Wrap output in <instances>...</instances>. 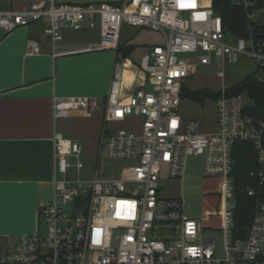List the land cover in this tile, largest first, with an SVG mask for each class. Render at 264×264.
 Masks as SVG:
<instances>
[{"label":"built area","instance_id":"2783aa9c","mask_svg":"<svg viewBox=\"0 0 264 264\" xmlns=\"http://www.w3.org/2000/svg\"><path fill=\"white\" fill-rule=\"evenodd\" d=\"M214 0H124L86 4L40 0L23 10L0 12V29L11 32L45 21L44 33L56 43L62 28H98L97 49H115L124 24L166 36L140 59L145 80L130 94L123 90L124 61L114 65L106 96L96 167L85 174L79 142L54 135V193L38 205L39 228L20 236L0 253V264H264V200L254 186L253 218L243 236L235 233L236 186L232 174L236 141L253 144L258 166L250 175L264 187V121L246 112L243 93L222 86L213 100L216 128L204 131L197 118L183 119L179 110L184 80L199 65L217 63L225 76V60L241 54L264 70V44L232 37ZM29 50L38 52L36 41ZM98 101L89 96L55 97L56 118L75 110L91 116ZM112 123L125 126L113 128ZM126 165L115 173L103 167V156ZM191 156H202L207 176L222 181L220 204L223 251L216 236L205 234L186 212L182 197L161 195L163 174L183 179ZM75 169L76 173L71 174ZM45 220V232L40 220Z\"/></svg>","mask_w":264,"mask_h":264},{"label":"crops","instance_id":"0c3cea01","mask_svg":"<svg viewBox=\"0 0 264 264\" xmlns=\"http://www.w3.org/2000/svg\"><path fill=\"white\" fill-rule=\"evenodd\" d=\"M40 0H0V12L23 10ZM86 4L124 0H57ZM45 21L11 32L0 29V248L13 246L39 228L38 205L53 198L56 157L54 135L59 132L82 147L84 171L98 162L106 96L114 65L124 61L123 90L130 94L144 82L141 57L166 36L148 28L124 24L115 49H97L98 28H62L53 43L44 33ZM36 41L38 52L29 50ZM89 96L98 101L91 116L75 110L54 116L55 97ZM183 118V116H182ZM216 124L214 126L215 130ZM211 130V131H213ZM76 173L75 169L71 174Z\"/></svg>","mask_w":264,"mask_h":264},{"label":"rangeland","instance_id":"374dc122","mask_svg":"<svg viewBox=\"0 0 264 264\" xmlns=\"http://www.w3.org/2000/svg\"><path fill=\"white\" fill-rule=\"evenodd\" d=\"M244 1L245 0H241ZM264 19V10H259L253 15L254 19ZM220 58L215 59L212 64L199 65V67L184 80L186 90L210 88L220 90L222 86L232 87L239 83L246 75L256 72L257 76L264 80V70L259 68L255 60L247 55L241 54L237 62L225 60V76L219 77L217 63ZM243 104H252L245 93H243ZM183 119L197 118L203 124L204 131H211L215 126L216 108L213 100H206L204 104L193 101L182 95V102L179 110ZM125 126L124 123H112L113 128ZM83 160V158H82ZM84 162V160H83ZM103 167L115 171L126 165L125 162L111 161L104 155ZM90 171H84L85 174ZM161 195L165 197H182L186 202V212L189 216L197 219L202 225L205 234L216 236L217 252L223 251V239L221 229L224 226L220 196L222 181L218 176H207L203 170L202 156H191L183 179H171L163 174L161 181ZM40 228L45 232V220H40ZM6 251L0 248V253Z\"/></svg>","mask_w":264,"mask_h":264},{"label":"trees","instance_id":"16d2710c","mask_svg":"<svg viewBox=\"0 0 264 264\" xmlns=\"http://www.w3.org/2000/svg\"><path fill=\"white\" fill-rule=\"evenodd\" d=\"M259 10H264V0H245V2L221 0L217 8L225 30L232 37L249 39L252 36L255 41L264 44V39L258 36L259 32L264 30V19L253 18ZM227 89L229 93H245L252 100V104H247L246 112L255 119L264 121V80L260 79L256 72L246 75L239 83ZM182 95L204 104L207 99L216 98L219 91L210 88L186 90L184 87ZM233 158L232 174L235 180L237 202L234 229L236 236H243L253 218V198L248 196L247 189L250 186L258 188L260 197L264 200V187H260L258 180L250 175L251 170L258 166L253 144L236 141L233 147Z\"/></svg>","mask_w":264,"mask_h":264},{"label":"water","instance_id":"95a60500","mask_svg":"<svg viewBox=\"0 0 264 264\" xmlns=\"http://www.w3.org/2000/svg\"><path fill=\"white\" fill-rule=\"evenodd\" d=\"M220 3H221V0H214L213 5L215 8H218L220 6ZM258 36L264 39V30L259 32Z\"/></svg>","mask_w":264,"mask_h":264}]
</instances>
